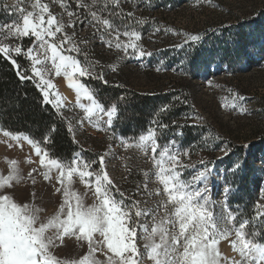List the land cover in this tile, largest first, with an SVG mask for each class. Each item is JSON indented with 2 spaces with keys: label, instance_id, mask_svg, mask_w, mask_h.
<instances>
[{
  "label": "snow or ice",
  "instance_id": "1",
  "mask_svg": "<svg viewBox=\"0 0 264 264\" xmlns=\"http://www.w3.org/2000/svg\"><path fill=\"white\" fill-rule=\"evenodd\" d=\"M53 2L62 8L61 15H56L44 0L0 3V10L15 17L10 23L0 24V57L12 65L21 81L33 82L42 94L43 103L57 111L61 103L59 96L50 92L55 87L52 77L63 75L78 98L85 97L91 102L89 106L80 105L89 124L98 131H108L118 118V108L113 103L106 109L81 81V78H95L108 83L103 71L97 73V63L88 60L85 49L90 41L77 40L75 29L78 25L81 31L90 27L104 47L124 54L120 58L131 56L142 61L153 55L141 44L147 18H136L133 11L125 12L121 0H91L90 3L76 0L78 10L70 6L69 0ZM129 2L135 5L137 0ZM67 29H72V33ZM162 31L172 30L157 25L152 35ZM174 34L184 35V44L201 39L199 35ZM25 39L31 41L27 47L23 44ZM241 44V55L256 54L254 45L249 51V45ZM19 57L29 61L28 68L21 66ZM110 70L117 71V66H111ZM161 70L156 68L157 72ZM207 83L211 86V81ZM233 107L239 115L250 114L243 105ZM98 113L107 116L106 127L93 122ZM168 127L162 120L154 119L146 134L138 136V142L136 138L128 141L121 137L123 149L134 144L152 161L151 172H143V189L147 190L153 178L162 187L148 193L159 197L151 207L147 202L142 207L141 201L134 198L141 192V185H136V191L128 195L109 174L107 157H114L115 153L100 154L89 160L77 151L68 160H62L46 148L49 137L37 141L27 135L4 131V136L16 141L10 148L22 151L24 141L27 142L33 154L25 162L38 163V167L31 168L25 176L16 160H12V168L0 175V264H264V233L253 223L264 222V192L254 206L257 210L254 216L241 218L237 223L239 206L234 210L228 204L227 195L232 187L226 183L224 200L217 211V201L212 198L213 177L221 173L216 161L201 160L199 165L186 163L185 158L190 160V148H180L174 138L160 143L158 133ZM69 131L73 130L69 128ZM212 150L222 153L216 158L221 162L232 154L227 142ZM260 164L264 167V158ZM246 166V160L237 159L226 171L235 176ZM125 170L133 174L131 166L125 165ZM23 181H29L33 189L37 182L44 184L53 196L61 197L58 206L49 213L46 207L36 203L34 190L30 191L28 200H18L16 189ZM77 181L84 186L83 193L73 187ZM86 198L93 202L87 203ZM69 241L74 253L76 248L86 251L62 258L58 250L68 248ZM225 249L234 255L226 254Z\"/></svg>",
  "mask_w": 264,
  "mask_h": 264
},
{
  "label": "rangeland",
  "instance_id": "2",
  "mask_svg": "<svg viewBox=\"0 0 264 264\" xmlns=\"http://www.w3.org/2000/svg\"><path fill=\"white\" fill-rule=\"evenodd\" d=\"M20 2L25 3V0ZM44 2L49 3L56 15L62 14L63 10L58 3L53 0ZM69 2L74 10H78L76 0ZM86 2L90 3L91 0ZM0 3L12 5L17 0H0ZM121 5L125 12L133 11L140 18L153 20L143 32V45L146 51L153 53L152 57H145L142 61L131 56L120 58L124 54L104 47L94 34V29L87 27L81 31L78 25L75 29L76 39L90 41L85 49L88 60L97 63V73L103 71L108 83L95 78H81V81L101 104L99 93L104 95L111 87L117 88L120 93L133 92L150 96L157 93L168 94L174 84L187 87L186 97L191 109L188 110L179 103L176 107L181 114L180 121H173V124L168 118L162 120L169 127L158 133L160 143L164 144L174 138L180 148H190V160L185 158L186 163L199 165L201 160L216 161L221 173L219 177H213L212 198L217 201V211L224 200V185L230 183L232 191L227 195V202L234 210L239 206L237 223L241 218H249V209L253 207L252 204L256 205L264 192V167L260 164V159L264 158V52L261 51L264 49V0H151L150 4L147 0H137L135 5L129 0H121ZM13 19V15L0 10V24L10 23ZM64 19H68L66 13ZM157 25L161 29L172 31H162L153 36L152 30ZM67 31L72 33V29ZM174 33L199 35L201 39L184 44L185 36ZM241 42L249 45V51L253 50L254 45L256 54L251 57L241 55ZM30 43L28 39L23 41L25 47ZM21 58L27 61L24 57ZM80 59L83 60L84 57L80 56ZM113 65L117 66L115 72L110 70ZM157 67L162 70L157 72ZM208 81H211V86ZM52 82L55 87L50 92H55L60 98L59 112L73 130L71 135L78 144V151L82 154L85 152L86 155L83 156L89 160L100 154L115 153L114 157H107L108 171L120 190L132 195L136 191V185H141V192L134 198L141 201L142 207L145 202L147 206H153L159 197H151L148 193L162 186L153 178L148 182L147 190L143 189V172H151L152 161L134 144L126 150L121 147V137L128 141L136 138L138 142V136L146 132L113 131L114 124L108 131L96 130L89 124L80 107L81 104L89 106L91 102L85 97L78 98L75 89L69 87L63 75L53 76ZM239 97L244 99L240 100ZM233 105H243L250 114L239 115L238 109ZM174 107L166 106L165 111H160L166 115ZM194 116L202 119H186ZM106 120L104 113L93 117V122L102 127H106ZM180 125L183 127H179ZM177 132H182L183 135H176ZM3 133L0 131V175L6 174L12 168V160H16L25 176L31 168L38 167V163L28 165L25 162L33 154L26 141L22 151L16 147L10 148L9 145H14L16 141ZM225 142L237 147L247 144L250 148L242 154L232 149L229 157L222 162L217 161L216 158L222 153L212 149L219 148ZM237 159L246 160L247 166L233 176L226 170ZM125 165L132 167L133 174L129 175ZM246 185L249 187V195L252 196L250 202L246 199ZM73 187L80 193L85 191L78 181ZM31 190L36 192V203L46 207L49 213L61 200L59 195L53 196L44 184L37 182L33 189L29 181H23L16 189V198L20 201L28 200ZM86 202L91 204L93 201L86 198ZM254 224L264 233V224L259 221ZM84 251L86 250L76 248L74 253L69 241L68 248L58 250V254L62 258H68L78 256ZM225 252L234 255L229 249H225Z\"/></svg>",
  "mask_w": 264,
  "mask_h": 264
},
{
  "label": "trees",
  "instance_id": "3",
  "mask_svg": "<svg viewBox=\"0 0 264 264\" xmlns=\"http://www.w3.org/2000/svg\"><path fill=\"white\" fill-rule=\"evenodd\" d=\"M136 16V15H135ZM136 18H140L136 16ZM144 19V18H140ZM147 23L143 26L142 32L146 31L153 20L147 18ZM143 45V40L141 41ZM22 67L28 68L29 64L21 57L18 58ZM183 85H173L168 94H139V93H120L117 88H108V91L101 96V102L105 107L113 103L118 108V118L114 121V130L120 132H146L154 119H169L178 123L181 118L177 105H182L190 110L191 105L187 99V87ZM103 98V99H102ZM175 106L169 114L161 113V109ZM53 126L54 129L53 130ZM10 130L13 134L19 133L27 135L37 141H42L45 136L50 138V142L45 146L52 156L62 160H68L79 150L78 144L73 140L69 131L68 121L62 113L54 109L51 105L43 103L41 92L31 81H21L12 65L0 57V131ZM231 148L239 153H243L248 148L233 146ZM83 155H86L83 152ZM246 199L252 200L249 195V187L246 185ZM248 211L249 217H253L257 211L252 204ZM246 212V210H245ZM261 222L255 220V222ZM262 225L264 222H261Z\"/></svg>",
  "mask_w": 264,
  "mask_h": 264
}]
</instances>
